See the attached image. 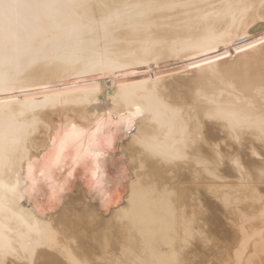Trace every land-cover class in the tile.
<instances>
[{"label":"snow or ice","instance_id":"snow-or-ice-1","mask_svg":"<svg viewBox=\"0 0 264 264\" xmlns=\"http://www.w3.org/2000/svg\"><path fill=\"white\" fill-rule=\"evenodd\" d=\"M204 8L219 9L215 15L223 17L225 22L230 19L233 27L237 19L243 20L255 11L264 17V0H259L258 8L255 0H225L220 5H203L194 0H124L122 3L0 0V171H13L17 178L14 184L0 180V264H205L185 259L194 242L204 248H211L215 243L212 226L204 224L195 204L202 188L218 193L222 187L226 191L225 206L239 215L237 222L245 230L236 248L237 264H243L241 253L251 251V238L247 235L248 216L241 207L242 202L258 203L264 218V70L258 86L252 83L251 75L244 82V87L253 93L251 99L261 101L259 119L247 116L242 122L231 113L219 115L208 111L203 103L207 96L198 88L184 85L161 92L159 76L154 82L156 86L151 88L145 87L147 81L134 76L137 65L151 64L157 49L167 44L166 40L153 38L152 27L157 18H171L172 13L191 15L196 11L203 13L198 18L206 26L198 40L186 42V47L195 55L189 56L186 52L187 66H178L179 73L166 75L177 80L180 75L195 70L205 75L211 71L212 77L223 78L219 69L222 64L228 65L231 52L225 49L221 54L217 49L228 30L221 32L208 25L212 13ZM141 34L146 38L130 39V35ZM125 43H138L142 55H119L117 48ZM235 47L237 56L257 49L264 52V38L244 41L243 46L235 44ZM69 49L71 56L66 55ZM53 63L83 64L84 73L93 77L88 81L93 86L86 87L83 93L86 102L102 103L109 109L106 114H98L92 128L76 133L77 124H71L76 142L82 141L89 131L95 137L96 147L87 150L81 147L80 151L86 153L84 167L88 171L84 178L89 181L92 200L99 201L101 207L81 201L68 209L59 226L54 221L44 223L48 217L42 216V209L33 205L44 206V197L48 196L36 180V171L48 156L49 145L52 149L59 145L54 162L60 168L61 155L66 150L62 138L67 137L66 117L61 116L60 128H57L54 117L48 119L47 110H57L61 94L45 84L44 90L52 95L39 103L33 91L37 82L28 79L34 68ZM97 77H118L114 79L118 87L112 89L115 94L106 93ZM227 83L228 87L234 86ZM106 95L110 103L104 100ZM185 114L181 136L175 143L167 146L158 137L135 135L127 149L119 154L123 167L111 180L107 173L101 176V169L111 155L106 147L113 144L110 138L100 140V135L118 127L125 137L131 138L142 120L150 119L155 125L162 123L161 116ZM218 120L225 123L230 135L210 136L207 123ZM241 129L251 132V139L242 137ZM61 171L67 172L69 178L75 175L67 168ZM39 175L46 177L48 172L40 170ZM231 176L238 178L237 185L224 183L225 177ZM69 182L60 184L59 189L49 183L51 207L44 206V211L59 213L64 209L62 194ZM121 183L130 189V205L135 203L138 193H144L171 212L175 224L163 237L158 250L155 245L160 242L159 238L145 242V252L121 240L122 235H127L124 230H131L133 221L131 207L121 201L115 207L110 205L111 188ZM25 200L29 202L27 210L22 207ZM189 201L193 205L190 217ZM26 218L31 221L26 225L27 230L11 226L12 221L24 222ZM148 247L154 253L158 251L159 258L154 255L151 260L147 259Z\"/></svg>","mask_w":264,"mask_h":264},{"label":"bare ground","instance_id":"bare-ground-1","mask_svg":"<svg viewBox=\"0 0 264 264\" xmlns=\"http://www.w3.org/2000/svg\"><path fill=\"white\" fill-rule=\"evenodd\" d=\"M110 2L122 3L124 0H110ZM194 2L203 5H220L225 0H194ZM233 2H238V0H233ZM255 2L258 8L259 0H255ZM204 11L212 13L208 17V25L218 28L221 32L228 30L217 49L221 51V54L225 49L231 52L228 65L222 64L219 69L223 78L212 77L211 71L205 75L195 72V70L180 75L177 80H173L166 75V73H179L178 66H187L186 52L189 56L195 55L186 47V42L198 40L206 26L198 18L203 13L196 11H193L191 15L172 13L170 14L171 18H168V16L157 18L152 27L153 38L166 40L167 44L162 49H157V54L152 57L153 62L151 64L146 66L143 64L137 65L134 69V76L140 81H147L145 87L148 88L156 86L154 82L159 76L161 92H167L169 89L183 87L184 85L191 86L194 89L198 88L207 96L203 103L208 111L219 115L231 113L240 122L247 116H254L258 120L261 101L259 98L251 99L253 93L251 89L244 87V82L251 75L253 77L252 83L256 86L259 85L260 74L264 70V52L257 49L247 55L237 56L235 44L243 46L244 41L255 42L260 38H264V17L260 16L258 11H255L243 20L237 19L233 27L230 19L225 22L223 17L215 15V11H219V9L214 11L212 8H204ZM144 38H146L144 34L140 36L130 35L132 40ZM139 49L140 45L138 43H125L117 48V53L121 56L142 55ZM66 55L71 56L72 51L69 49ZM149 69L151 75H149ZM28 79L37 82L33 85V91L35 100L39 103L45 102L46 97L52 95V93L44 90L43 85L45 84L50 85L56 92L61 94V98L57 101V110L55 112L51 108L47 110L48 119L52 120L54 117L57 128H60L61 116L66 117L67 128L64 131L67 133V137L62 136L65 139L66 150L61 155L60 168H57L54 162L59 145H57V149H52L49 145V154L40 162L36 171V180L38 184L43 186L42 192H47L48 196L51 195L49 183L59 189L60 184L70 180L67 184V191L62 194L65 207L59 213L44 211V206L51 207L48 196L44 197V206L33 205L42 209V216L48 217V220L44 223L54 221L59 226L65 220L68 209L78 206L81 201L86 204H94L97 208L101 207L99 201L92 200L89 181L84 178L88 171L84 167L86 153L80 151L81 147L85 150L96 147L95 137L89 131L82 141L76 142L71 124L73 122L77 124L76 133L92 128L99 118L98 114H106L109 109L102 103L97 104L94 101L92 104H88L86 102L83 93L86 87L93 86L88 84V81H91L93 77L84 73L83 64L53 63L41 65L32 70ZM96 79L102 81L99 86L106 93H112L113 87H118V84L114 85V79H118V77H97ZM227 82L232 83L234 86L228 87ZM77 85H80V87H77ZM104 100L110 103L109 96L106 95ZM89 108H91L90 112L87 111ZM186 118L187 114L183 117L179 115L175 117L161 116L162 123L155 125L151 123L150 119L142 120L136 133L131 138L125 137L124 132L118 127H112L110 131L100 135V140L110 138L113 144L112 147H106V151L111 155L108 157L106 166L101 169V176L107 173L109 180H111V177L123 167L121 163L122 156L119 154L127 149L128 144L135 138V135L141 133L152 135L158 137L162 144L170 146L180 138L181 123ZM172 121H175V123L173 124ZM206 131L214 138H223L230 135L229 128L221 120L208 121ZM240 134L242 137L248 136L249 139L252 137V133L246 129H241ZM129 160H131L130 156ZM63 168L74 171V177L69 178L67 172L62 174L61 169ZM40 170H45L48 175L41 177L39 175ZM16 179L13 171H0V180L5 183L14 184ZM224 183L237 185L239 180L235 176L225 177ZM57 194L60 195L59 190ZM105 194L108 195L107 192ZM130 195V189H126L123 183L119 187L113 185L111 188V207H115L117 201H121L123 205L133 209L131 230L126 228L124 231L127 235H122L121 240L125 243L130 242L132 245L137 246L141 252H145V242H155L159 238L160 242L155 245L158 250L163 243V237L175 224L171 212L166 206L144 193H138L135 203L130 205L128 199ZM225 198L226 191L223 187L218 193L209 192L206 188L201 189V194L195 204V210L202 215L205 225L210 224L212 226L211 232L215 243L211 248H204L194 242L190 246V250L187 251L185 259L199 260L205 262V264H211V261H215V264H237L236 248L239 247L241 234L245 230L237 222L240 220L239 215L235 211L230 212L225 206L223 202ZM233 200L235 202V197H233ZM22 207L27 210L29 202L27 200L23 201ZM241 207L248 216L246 231L251 238V251L247 254L241 253L243 264H264V218L261 217V206L258 203L242 202ZM192 213L193 205L189 201L187 214L190 217ZM30 222L27 218L24 222L14 220L11 222V226L27 230L26 225ZM133 232L135 235H133ZM154 255L159 258V252L154 253L153 249L148 247L146 258L151 260Z\"/></svg>","mask_w":264,"mask_h":264}]
</instances>
